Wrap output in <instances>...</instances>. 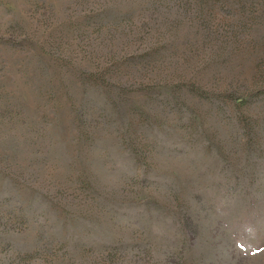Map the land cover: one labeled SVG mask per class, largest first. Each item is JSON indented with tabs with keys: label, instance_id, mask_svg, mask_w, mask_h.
<instances>
[{
	"label": "rangeland",
	"instance_id": "1",
	"mask_svg": "<svg viewBox=\"0 0 264 264\" xmlns=\"http://www.w3.org/2000/svg\"><path fill=\"white\" fill-rule=\"evenodd\" d=\"M0 264H264V0H0Z\"/></svg>",
	"mask_w": 264,
	"mask_h": 264
}]
</instances>
